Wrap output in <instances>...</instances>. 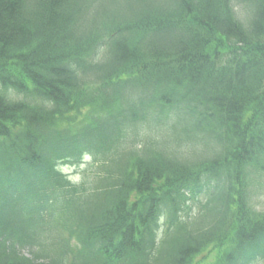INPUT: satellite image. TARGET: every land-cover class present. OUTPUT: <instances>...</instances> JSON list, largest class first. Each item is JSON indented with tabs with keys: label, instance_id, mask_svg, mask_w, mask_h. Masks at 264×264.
Masks as SVG:
<instances>
[{
	"label": "trees",
	"instance_id": "trees-1",
	"mask_svg": "<svg viewBox=\"0 0 264 264\" xmlns=\"http://www.w3.org/2000/svg\"><path fill=\"white\" fill-rule=\"evenodd\" d=\"M263 178L264 0H0V264H260Z\"/></svg>",
	"mask_w": 264,
	"mask_h": 264
},
{
	"label": "rangeland",
	"instance_id": "rangeland-1",
	"mask_svg": "<svg viewBox=\"0 0 264 264\" xmlns=\"http://www.w3.org/2000/svg\"><path fill=\"white\" fill-rule=\"evenodd\" d=\"M77 168L74 167H67L64 166L63 167V172L65 174H68V176L71 178V180L75 183H80L84 178H89L92 179V169L88 170V164L86 163V165L82 166L81 169L76 170ZM264 179V178H263ZM258 197L257 199L254 201L255 205H256V209L259 211H263L264 210V186H262V188L260 189V191L258 192ZM44 240V238L42 239V241ZM47 250L49 248V246H46ZM23 254L26 257H29L30 254L28 252V250H24ZM207 259V260H206ZM194 264H209V262L211 261V258L208 256H197V258L194 260ZM260 264H264V260L260 262Z\"/></svg>",
	"mask_w": 264,
	"mask_h": 264
}]
</instances>
